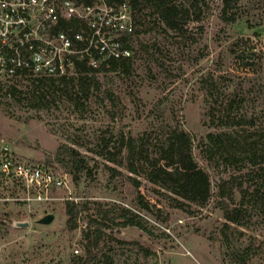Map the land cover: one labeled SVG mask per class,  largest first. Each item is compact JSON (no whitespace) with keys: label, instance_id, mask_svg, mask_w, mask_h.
Listing matches in <instances>:
<instances>
[{"label":"rangeland","instance_id":"1","mask_svg":"<svg viewBox=\"0 0 264 264\" xmlns=\"http://www.w3.org/2000/svg\"><path fill=\"white\" fill-rule=\"evenodd\" d=\"M220 7L221 0H198L201 20L190 21L183 33L162 31V24H154V10L143 7L139 32L129 43L133 73L97 75V89L77 103L69 93L59 97L53 91L48 107L35 109L24 99L34 76L3 82H18L25 90L22 102L4 90L0 93V139L11 151L45 163L47 154L66 144L80 153L87 168L78 174L77 183L70 175L68 188L56 192L61 199L51 204L28 209L20 202L0 200V264H72V256L82 253L77 241L90 217L110 226L96 252L100 258L111 255L114 264H264V213L251 212L242 224L224 218V208L238 205L240 196L237 191L234 203L219 198L218 184L239 173L223 160L217 166L209 162L198 144L213 130L210 108L215 116L233 115L243 98L247 115L264 120V0L237 1L231 23L220 18ZM240 37L255 45L256 55L249 58L255 63L252 72L242 71L230 52L231 43ZM66 73L71 75V68ZM167 126H178L194 137L195 159L211 181L212 195L203 205L176 208L142 177H137L140 186L135 188L126 171L100 153L107 139V150L114 152L111 146L122 134L150 132L155 137ZM52 167L65 172L57 163ZM17 190L0 184V197L16 196ZM139 195L148 210L138 205ZM69 198L84 206L75 230L65 228L63 206ZM124 209L138 214L149 233L137 226L115 227ZM46 214L53 215L52 221L35 225ZM17 221H28L29 226L16 227Z\"/></svg>","mask_w":264,"mask_h":264},{"label":"trees","instance_id":"2","mask_svg":"<svg viewBox=\"0 0 264 264\" xmlns=\"http://www.w3.org/2000/svg\"><path fill=\"white\" fill-rule=\"evenodd\" d=\"M189 5L180 0H130L136 10V23L140 22V11L145 6L154 10L158 22L165 29L183 33L187 30L190 21L201 20V12L198 8V0H187ZM239 0H221L220 18L231 23L236 20L233 12ZM197 11V12H196ZM72 26L71 22L63 23L61 29ZM73 26L79 29L77 23ZM136 29L134 35L138 33ZM133 35V36H134ZM73 39V36H69ZM130 49L131 35H124ZM250 38L240 37L231 43L230 52L240 65V69L246 72L254 70V62L250 56H255V45ZM78 47L82 43L77 44ZM233 46V48H232ZM144 47V46H142ZM259 53L258 57L260 59ZM73 67L71 75L46 78L36 77L31 80V86L27 89L25 100L30 107L43 109L48 107L49 94L59 92V97L69 93L74 103L80 98H87L91 89H97L99 78L102 75L107 78L110 74L130 76L134 69L133 56L122 59H112L99 63L97 67L89 65L85 55L72 56ZM20 79H25L21 77ZM19 79V80H20ZM16 81V80H15ZM13 97L17 102H22L25 90L19 88V83L5 84L0 82V93ZM72 92V94H71ZM53 94H50L52 97ZM72 99V98H71ZM243 98H239V108L233 115L227 113L215 116L213 108L208 111L209 123L213 130L201 138V146L204 157L215 166L223 160L231 165L239 174L232 175L229 179H222L218 184V197H227L234 203L235 194L239 193V203L232 208H224V218L230 223L242 224L243 219L251 212L264 213V120H258L253 114L247 115L243 109ZM233 102L230 101L228 109L231 110ZM112 144L114 152L110 149L111 140L103 142L100 153H106L108 161L122 167L127 173L128 181L135 187L140 186L137 177H142L151 185L156 186V192L167 196L174 207L183 208L186 203L197 205L205 204L211 197V181L206 170L201 167L194 156V137L178 126H167L160 135L152 136L150 132H144L139 136L124 135ZM45 163L52 166L59 164L66 173L72 176L77 183L78 174L86 170V161L73 147L60 144L54 154L46 155ZM245 185V186H244ZM138 205L141 209H149L142 196H138ZM83 203L74 200H66L64 214L66 215L65 228L75 230L77 221L83 211ZM122 220L115 223V227L137 226L149 233L146 226L140 221L138 214L124 209ZM113 219V218H112ZM110 219V220H112ZM8 224L11 220L7 219ZM42 225V224H35ZM110 226L101 219L90 217L86 226L81 230L77 243L81 246L82 253L72 256V264H114L113 257L104 254L103 258L97 256V249L106 235V229ZM77 252V250H75ZM147 253V251H146Z\"/></svg>","mask_w":264,"mask_h":264},{"label":"built area","instance_id":"3","mask_svg":"<svg viewBox=\"0 0 264 264\" xmlns=\"http://www.w3.org/2000/svg\"><path fill=\"white\" fill-rule=\"evenodd\" d=\"M134 15L130 0H0V82L67 74L73 55H85L92 67L130 57L123 36L134 35ZM69 22L72 26L61 29ZM70 182L68 173L18 157L0 139V184L19 192L0 200L20 202L28 209L51 204L61 199L56 192Z\"/></svg>","mask_w":264,"mask_h":264},{"label":"water","instance_id":"4","mask_svg":"<svg viewBox=\"0 0 264 264\" xmlns=\"http://www.w3.org/2000/svg\"><path fill=\"white\" fill-rule=\"evenodd\" d=\"M52 219H53L52 214H46L42 218L36 220L35 223L47 225L48 223L52 221ZM14 226L19 227V228H27L29 226V222L28 221H17V222H14Z\"/></svg>","mask_w":264,"mask_h":264}]
</instances>
